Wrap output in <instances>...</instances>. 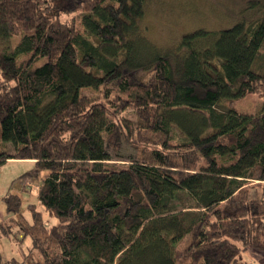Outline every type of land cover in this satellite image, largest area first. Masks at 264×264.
<instances>
[{
    "label": "trees",
    "instance_id": "obj_1",
    "mask_svg": "<svg viewBox=\"0 0 264 264\" xmlns=\"http://www.w3.org/2000/svg\"><path fill=\"white\" fill-rule=\"evenodd\" d=\"M244 2L253 20L187 34L170 55L147 38L148 0H0V166L47 172L37 198L57 219L29 205V222L7 195L0 238L18 220L32 247L0 264L264 253V0ZM80 10L81 28L62 20ZM252 96L255 113L235 107Z\"/></svg>",
    "mask_w": 264,
    "mask_h": 264
},
{
    "label": "rangeland",
    "instance_id": "obj_2",
    "mask_svg": "<svg viewBox=\"0 0 264 264\" xmlns=\"http://www.w3.org/2000/svg\"><path fill=\"white\" fill-rule=\"evenodd\" d=\"M247 6L244 0H148L144 18L147 38L166 54L171 55L187 34L198 30L217 32L233 27L242 19L253 20L255 13L253 10L248 11ZM83 12L80 10L62 14L61 17L63 21H75L81 28ZM260 105L261 100L252 96L236 103L235 107L242 112L255 113ZM127 117L135 120L131 113L127 114ZM7 149L10 153L14 151L11 146H7ZM33 167L31 162L17 160L8 161L0 166V222L11 221L13 215L7 213L3 199L9 194H16L23 199L22 212L27 221L32 222L28 206L35 205L36 209L43 213L47 226L57 223V219L49 217L37 198V187L45 179L47 172H42L37 179L21 178ZM184 203L193 204L188 198H184ZM20 229L21 226L16 220L12 232L0 238V253L4 260L14 257L21 259L29 253L32 247L31 238L24 239ZM240 264H264V253L250 248L243 253Z\"/></svg>",
    "mask_w": 264,
    "mask_h": 264
},
{
    "label": "crops",
    "instance_id": "obj_3",
    "mask_svg": "<svg viewBox=\"0 0 264 264\" xmlns=\"http://www.w3.org/2000/svg\"><path fill=\"white\" fill-rule=\"evenodd\" d=\"M13 160H9V162H12ZM26 162H31V161H26ZM31 163H33V162H31Z\"/></svg>",
    "mask_w": 264,
    "mask_h": 264
},
{
    "label": "built area",
    "instance_id": "obj_4",
    "mask_svg": "<svg viewBox=\"0 0 264 264\" xmlns=\"http://www.w3.org/2000/svg\"><path fill=\"white\" fill-rule=\"evenodd\" d=\"M30 186H32V185H30Z\"/></svg>",
    "mask_w": 264,
    "mask_h": 264
}]
</instances>
